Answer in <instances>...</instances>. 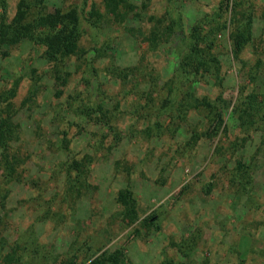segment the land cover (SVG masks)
<instances>
[{"label": "rangeland", "instance_id": "obj_1", "mask_svg": "<svg viewBox=\"0 0 264 264\" xmlns=\"http://www.w3.org/2000/svg\"><path fill=\"white\" fill-rule=\"evenodd\" d=\"M232 1L179 0L175 7L206 32L228 24ZM237 1L240 21V13L252 14L251 41L234 58L232 26L216 34L218 71L198 75L190 90L215 109L186 108L179 126L165 103L179 36L157 49L148 41V18L168 17L165 0H126L121 17L103 0H45L47 13L78 6L86 15L94 6L102 15L81 38V54L57 65L37 39L0 47V93L16 85L9 102L22 160L21 181L0 176V264L7 257L6 264H89L115 251L119 264H264L262 132L242 130L232 114L240 97L264 99V68L251 73L258 59L264 67V0ZM17 2L0 0V15L11 19ZM97 104L108 125L100 114L82 115ZM222 106L228 126L217 131ZM157 122L161 135L147 137ZM238 139L244 145L231 151ZM236 160L252 177L241 194L231 180ZM72 161L85 164L79 196L66 184ZM121 190L132 192V223L117 202Z\"/></svg>", "mask_w": 264, "mask_h": 264}, {"label": "trees", "instance_id": "obj_2", "mask_svg": "<svg viewBox=\"0 0 264 264\" xmlns=\"http://www.w3.org/2000/svg\"><path fill=\"white\" fill-rule=\"evenodd\" d=\"M45 0H18L16 10L11 19H7L5 14L0 15V47L14 46L24 39L39 40L45 47L44 56L46 60L57 65L63 60L81 54L80 41L88 29H96L102 22V15L94 6L87 14L83 15L78 6H73L67 11L54 10L47 13L44 6ZM166 15L165 22L150 16V32L148 41L153 49H157L159 44H168L172 37L179 36L177 44L172 48L173 59L170 66L172 79L169 82L166 99L167 112L172 122L179 126L177 121L183 120L186 108L215 109L212 102L204 98L198 100L191 94V89L198 87V75L215 73L218 71V60L213 53L215 48L216 34L224 29L226 25H231L229 40L231 42V52L234 58H238L243 49L252 38V14L240 13L243 21L238 19L239 2L232 1L230 17L227 21L219 22L211 26L206 32L196 24H189L185 19L183 11L175 7L179 0H165ZM105 9L111 15L122 16L120 6L126 0H103ZM229 2V0H227ZM124 15V13H123ZM188 25V26H187ZM96 49L92 53L97 54ZM90 53V56L93 55ZM262 60L258 59L254 64L251 73L259 72ZM264 74V71H263ZM256 79V77L254 78ZM14 88L0 93V176L6 182L21 181V158L13 146V139L16 134V127L13 123L12 106L9 102L14 95ZM225 106L217 109L215 123L217 131L220 128H227ZM102 106L97 104L95 108L84 109L82 115L96 113L101 115V119L108 125L107 116L103 113ZM90 110V112H89ZM242 130H261L264 144V99L253 94L240 97L234 106L232 113ZM231 115L232 117H234ZM230 116V115H229ZM230 116V118H232ZM176 121V122H175ZM233 123V120H230ZM220 131V130H219ZM149 138H158L161 135V123L157 122L154 127H149L144 131ZM244 140L238 139L230 143L231 151H237L244 145ZM66 149V146H62ZM85 164L83 161H72L66 169V184L72 194L79 196L81 190L85 188ZM250 168L241 160H236L235 170L232 174V183L240 194L245 193L250 187L252 177ZM117 202L122 208V214L130 223L136 221L137 211L135 201L130 190L118 192ZM122 258L120 251L114 253L103 252L99 257L90 261L89 264H119ZM20 259V257H18ZM11 261L10 257L4 259V264ZM15 262H19L16 260ZM74 262L66 261V264ZM16 264V263H15Z\"/></svg>", "mask_w": 264, "mask_h": 264}]
</instances>
